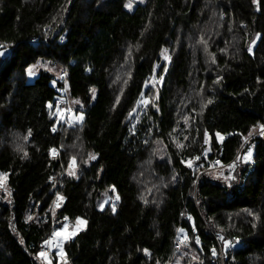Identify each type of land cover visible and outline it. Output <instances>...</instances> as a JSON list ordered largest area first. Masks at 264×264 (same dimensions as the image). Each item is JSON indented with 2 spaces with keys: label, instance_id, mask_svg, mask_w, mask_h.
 <instances>
[{
  "label": "trees",
  "instance_id": "16d2710c",
  "mask_svg": "<svg viewBox=\"0 0 264 264\" xmlns=\"http://www.w3.org/2000/svg\"><path fill=\"white\" fill-rule=\"evenodd\" d=\"M127 1L0 0V172L10 194H0V264H44L64 217L87 221L65 244L69 264H169L180 229L203 264H264V135L253 132L264 124V0H147L133 11ZM37 63L46 66L30 81ZM157 65L163 85L140 124L162 150L130 125ZM61 71L81 123L53 113ZM180 127L190 131L182 148ZM204 134L212 147L192 168ZM251 145L236 183L206 173ZM214 234L240 245L213 256Z\"/></svg>",
  "mask_w": 264,
  "mask_h": 264
},
{
  "label": "rangeland",
  "instance_id": "374dc122",
  "mask_svg": "<svg viewBox=\"0 0 264 264\" xmlns=\"http://www.w3.org/2000/svg\"><path fill=\"white\" fill-rule=\"evenodd\" d=\"M147 0H128V3L132 4L131 8H127L128 11H133L135 9V7L138 4H144ZM254 46V43L251 45V50ZM162 60L165 61L166 64L169 63V55H168V51H165L164 53H162ZM46 65L43 63H37V64H33L30 66L29 70H31V72L33 73L32 75H29V80L30 81H34L36 75H37V71L40 70L41 68H44ZM163 75L164 73H161L160 71V65H157L155 68V71L152 75V77L150 78L149 81H147L145 87L147 89V93L145 95H143L140 98V101L138 103L137 108L133 111V113L131 114V118H130V125H131V133L133 135H140V132L142 133L143 138H145L146 140L151 139L154 144L156 145V148L158 150H162L163 146L160 144V142H158V140H154L153 139V135L151 133L153 127L151 129H149L148 126L146 127H141V119L142 116L144 115V110L148 109V107L153 104V102L157 99V97L159 96V91L160 88L163 85ZM77 103L72 101V100H67V104L65 105L66 107L70 108V114L66 119V109L65 108H59L56 109L57 111V116H58V120H61L62 122H67L68 124H72L74 122H78L81 123L82 121H78L76 119V117L80 116L81 114L83 115V119H84V113L79 112V113H75V108L77 107ZM141 105V106H140ZM261 129H254L253 132H256L257 134H260ZM139 132V133H138ZM190 131L187 130V128H183L180 127L178 129H176L175 131V135H174V144L176 146H178V148H182L186 145L185 141L187 140V138L189 137ZM204 144L207 146L205 149L202 150V153L197 156L199 157V159H195L194 161H190L191 167L195 168L196 161L200 160L202 157H206L208 155V153L210 152V147L211 146V140L209 138V136H207L206 134H204ZM218 137V141H222L224 139L223 136H217ZM249 140V138L245 139L244 144ZM243 144V146H244ZM243 146L240 148L239 150V156L238 158L232 162V163H222L220 166L212 169L210 168L208 172V175L211 178H214L215 180H220V181H224L227 184H233L236 183L238 175H239V171L241 169V167L248 165V163L252 162V158L250 161H245V156L248 153V150L251 149V152L253 154V146L251 145L246 151L245 149L241 152ZM241 152V153H240ZM159 157L162 160H167L168 156L166 152H160L159 153ZM168 161V160H167ZM189 164V162H188ZM211 164V162H210ZM230 165H234V167H230ZM73 170V169H70ZM69 170V171H70ZM75 170V169H74ZM2 173V172H0ZM6 176H0V192L4 189L5 192L2 194V192L0 193L1 196L4 195L5 200H9L10 198V194L6 188ZM108 201V196L107 194H103L101 196V198L99 199L98 202V207L100 209H103L106 205ZM81 221L83 223H81ZM87 224V221L82 218L79 217V219L77 218L76 220H74L73 223L61 220L58 222L57 228L55 230V235L56 238L59 242V246L62 249V255L64 257H62L59 261L60 264H69L68 261L65 259V244L66 242L74 237L79 231L85 229ZM186 236L185 232H182L181 235L179 236L177 245H176V253L174 258L172 259V261L169 264H203L202 260L200 258V255L198 254V252L193 248V246H191L192 244L190 243L191 241H188V239L185 241L184 237ZM226 241H231V240H226ZM221 245L222 248V259L224 257V249L228 248L229 246H226V244ZM240 243L238 242H232L231 241V246L230 247H237L239 246ZM43 253L47 254V260L42 257V261L44 262V264H48V261L50 260V256L46 251H42ZM221 258V257H220Z\"/></svg>",
  "mask_w": 264,
  "mask_h": 264
},
{
  "label": "built area",
  "instance_id": "2783aa9c",
  "mask_svg": "<svg viewBox=\"0 0 264 264\" xmlns=\"http://www.w3.org/2000/svg\"><path fill=\"white\" fill-rule=\"evenodd\" d=\"M37 39H39V38H34L33 41L38 42ZM2 47H3V44L0 43V48H2ZM58 79H59L61 85L57 89V99H56V105H55V108L53 110V113L54 114L57 113L56 109L65 108L66 109L65 116L67 118L70 114V108L65 106L67 104V100H69L66 71H61L58 75ZM230 163H232V162H230ZM221 164H222L221 159L219 157H216L211 164V168L214 169V168L220 166ZM59 202H60V198H59V196H56L54 201H53L52 208L56 209L59 205ZM63 220L70 222V219L68 217H64ZM219 237H221L219 234H214V238H215L217 245H218V248L215 249L216 250L215 256H220L222 259V248L220 245L221 239ZM46 241H49L50 243H47V244L44 243L43 250L49 254L51 264H54V257H56L58 260H60L62 257H64L62 255L61 248L59 246V242L56 238L55 232H52L49 235V237L46 239Z\"/></svg>",
  "mask_w": 264,
  "mask_h": 264
},
{
  "label": "snow or ice",
  "instance_id": "6c2138e0",
  "mask_svg": "<svg viewBox=\"0 0 264 264\" xmlns=\"http://www.w3.org/2000/svg\"><path fill=\"white\" fill-rule=\"evenodd\" d=\"M254 2H256V0H254ZM125 7L131 8V7H132V4H131V3H128V4L125 5ZM205 43H206V41H205ZM165 51H166V50H165ZM249 51H251V48L249 49ZM2 54H3V53H0V55H2ZM32 74H33V73H32L31 70H30V71H29V75H32ZM92 91H93V93H95V90H94V89H93ZM209 103H211L210 100H209ZM49 107H52V105L50 104ZM76 119H77L78 121H82V120H83V115L81 114L80 116L76 117ZM260 129H261V131H260V135H264V124L260 125ZM52 130L55 131V130H56L55 127H54ZM29 135H31V130H29ZM249 135H251V133H249ZM25 138H27V137H25ZM245 139H247V137H246ZM51 151H52L54 154H55V152H56L55 149H52ZM25 155H27V153H25ZM90 158H91V159H95L96 157H95L94 155H92V156H90ZM251 158H252V152H251V149H249L247 155L245 156V161H250ZM196 159H199V157H197ZM189 166H191L190 162H189ZM75 167H76V163H75V158L73 157V158H72V161H71L70 164H69V168H70V169H73V170H70V171L68 172V174H69L70 176H75V175H76V173H75V171H74ZM230 167H234V165H230ZM6 175H7L6 173H0V176H6ZM60 199H62V197H60ZM116 199H119V197L117 196ZM112 211H115V206H113ZM29 219H31V217H29ZM78 219H79V218H78ZM81 223H83V222L81 221ZM180 231H181V232H184V229H180ZM219 238H220L221 240L224 239L223 237H219ZM187 239H188V237L185 236V237H184V240L186 241ZM196 242L199 243V237H196ZM45 243L47 244V243H50V242H49V241H45ZM225 244H226V246H229V247H230V246H231V241H225ZM57 246H58V245H57ZM61 251H62V249H61ZM144 251L147 252V250H144ZM212 254H213V256L216 255V250H215V248L212 249ZM40 255L43 256L46 260L48 259L46 253H43V252H42V253H40ZM48 264H51V261H50V260L48 261Z\"/></svg>",
  "mask_w": 264,
  "mask_h": 264
}]
</instances>
